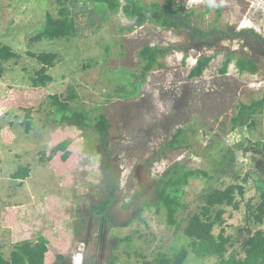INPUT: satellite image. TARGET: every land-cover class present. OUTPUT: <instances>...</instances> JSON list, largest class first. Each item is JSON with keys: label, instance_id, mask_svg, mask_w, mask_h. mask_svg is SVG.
Wrapping results in <instances>:
<instances>
[{"label": "rangeland", "instance_id": "1", "mask_svg": "<svg viewBox=\"0 0 264 264\" xmlns=\"http://www.w3.org/2000/svg\"><path fill=\"white\" fill-rule=\"evenodd\" d=\"M119 1L121 7L135 1L143 6L163 2ZM174 1L181 9L194 12L195 27L208 30L217 24L225 32L253 29L264 37V0ZM58 9L50 0H0V44L20 56L2 63L0 77V255L9 259L15 243L35 242L44 236L52 251L49 264L60 253H65V264H106L112 259L117 264H140V256L150 259L157 252L172 255L180 248L189 251L183 264H218L214 256H194L190 240L181 231L174 233L173 228H167L154 208H146L139 215L137 209L153 180L172 163L182 161L187 168L205 169L207 158L195 153H206L205 146L213 136L219 135V142L230 146L248 138L243 128L222 134L219 123L227 122L238 105L263 95L264 55H255L238 38L224 37L217 43L200 40L185 52L168 55L162 61L164 68L149 72L141 83L136 79L141 69L138 51L144 46H185L184 31L151 23L137 25L122 11L103 13L106 8L100 4L77 0L70 7L75 37L34 40L45 15L55 18ZM40 52L56 53L58 59L48 71L52 81L37 89L31 79L40 66L27 54ZM229 54L231 61L226 73L221 74ZM202 56L213 58L208 69L201 77L189 79V71ZM242 56L258 60L256 75L237 73L235 60ZM131 83L141 84L139 93L124 99L120 88L131 92ZM37 90L48 94L72 91L76 95L74 108H96L93 116L105 115L111 136L107 164L114 168L117 190L104 214L97 213V207L105 199L103 175L107 169L95 149V132L88 129L83 133L51 123V109L46 104L33 109L31 126L25 131L24 112L15 98L21 99L20 105L28 104ZM260 122L257 138L264 132V116ZM178 129L188 131L191 148L161 159L146 171L144 160ZM62 140L70 141L73 152L65 165L56 158L47 160ZM218 148L213 146L211 153L216 154ZM18 166L30 167L29 176L22 182L11 178ZM237 169L238 182L247 177L245 194L235 195L236 208L221 207L226 235L234 243L229 253L240 252L236 240L238 230L248 228L246 205L259 200V188L264 186V155L237 153ZM233 183L223 179L217 186L225 188ZM204 188L201 176L189 180L184 187L181 220L198 210V196ZM250 229H264V225H250ZM218 232L216 227L213 234ZM124 237L131 239L130 245L117 247L116 238Z\"/></svg>", "mask_w": 264, "mask_h": 264}, {"label": "trees", "instance_id": "2", "mask_svg": "<svg viewBox=\"0 0 264 264\" xmlns=\"http://www.w3.org/2000/svg\"><path fill=\"white\" fill-rule=\"evenodd\" d=\"M59 7L57 17L49 13L45 15V21L40 31L33 38L36 41L42 39H70L76 35V24L70 7L77 0H50ZM88 3L100 4L106 8L103 13L109 11L118 13L122 11L126 16L135 20L137 25L151 23L162 29L181 30L186 33L187 44L168 45V46H144L138 51V59L141 63L140 75L136 79L143 82L145 76L154 69L164 68L162 61L173 52H185L189 50L193 43L200 40H212L217 43L224 37L238 38L246 42V46L255 55H264V37L255 30H235L224 31L214 24L212 28L203 30L193 25L192 17L194 12L183 10L174 0H163L161 4L151 3L147 6L141 5L138 1L126 3L121 7L119 0H86ZM105 16V15H103ZM38 64L39 69L34 72L32 80L33 87L44 88L52 81L48 75L49 69L53 68L57 62L58 55L52 52H40L38 54L28 53ZM20 56L9 46L0 44V77L2 76V63L9 60L18 59ZM212 57H199L194 66L188 73L189 79H197L208 69ZM231 61V54L227 55L223 61L221 74L226 73L227 67ZM235 68L239 75H256L259 71L258 60L255 57L242 56L235 60ZM132 91L126 92L120 88L124 99L135 97L139 93L141 84H132ZM76 95L70 91L67 94L56 93L48 94L45 90H37L30 103L20 105L21 99L15 98L18 108L24 112V127L28 131L31 126V113L35 107L46 104L50 110L51 123L61 127L72 128L84 133L88 129L95 132L96 152L101 156V161L105 164L107 173L103 175L105 182L103 195L105 198L98 205L97 213L104 214L105 207L112 203L117 190L115 183L114 168L107 164L110 161L108 146L111 141L109 125L106 122L104 114L93 116L97 112L96 108L90 110H79L72 106ZM24 101H29L24 100ZM264 116V93L259 99H253L248 104L237 106L236 113L225 122L219 123V131L222 134L232 132L237 128H243L248 134V138L233 145L221 144L220 136H213L214 139L208 141L205 146L204 154H196L200 158H207L208 165L203 168H187L182 161L172 163L162 174L150 185L148 193L140 198L138 205V215L146 208H154L156 215H160L167 228H173L174 233H181L190 240V252L199 258L214 256L218 259V264H264V229L251 230L250 225H264V186L259 188V200L256 204L246 205L245 221L248 228L238 230L236 242L240 246V252L232 251L234 243L232 237L226 235L225 220L223 219L224 210L221 207L233 206L235 195L243 197L245 194L244 185L247 177L244 176L239 181V171L237 169V153L242 155L252 154L264 155V132L257 138V129L260 126V120ZM192 132V131H191ZM72 144L69 140L60 141L47 160L52 161L56 158L63 165L67 164L73 152L70 149ZM213 146H219L216 154L211 153ZM191 148L188 139V131L178 129L170 136V139L162 143L155 149L150 156L144 160L143 168L148 171L161 159L167 158L181 150ZM30 173L29 166H18L11 175L13 180L24 181ZM201 176L205 180V188L199 194V208L196 212L189 215L183 221L179 218V213L185 209L183 197L185 195L184 187L187 186L190 179ZM223 179H230L234 183L225 188L217 186ZM135 198V197H134ZM137 215V218H138ZM185 222L183 225L182 223ZM106 224V221H105ZM218 227L217 235L213 234L214 229ZM129 237L116 238L118 245H130ZM115 247V248H117ZM114 248V249H115ZM189 254L185 248H180L172 255L157 252L152 258L147 259L140 256V264H183ZM228 254V256H227ZM52 251L50 243L44 236H39L35 242L22 240L14 244L10 258L5 259L0 255V264H49ZM65 253H60L53 264H65ZM82 263V261H81ZM106 264H117L115 259Z\"/></svg>", "mask_w": 264, "mask_h": 264}, {"label": "bare ground", "instance_id": "3", "mask_svg": "<svg viewBox=\"0 0 264 264\" xmlns=\"http://www.w3.org/2000/svg\"><path fill=\"white\" fill-rule=\"evenodd\" d=\"M74 261H75V258H74ZM73 264H75V262Z\"/></svg>", "mask_w": 264, "mask_h": 264}, {"label": "water", "instance_id": "4", "mask_svg": "<svg viewBox=\"0 0 264 264\" xmlns=\"http://www.w3.org/2000/svg\"><path fill=\"white\" fill-rule=\"evenodd\" d=\"M71 264H73V262Z\"/></svg>", "mask_w": 264, "mask_h": 264}]
</instances>
